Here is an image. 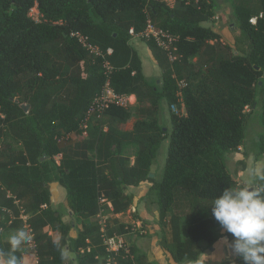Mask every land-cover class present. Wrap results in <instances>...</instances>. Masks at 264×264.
Instances as JSON below:
<instances>
[{
	"label": "trees",
	"instance_id": "16d2710c",
	"mask_svg": "<svg viewBox=\"0 0 264 264\" xmlns=\"http://www.w3.org/2000/svg\"><path fill=\"white\" fill-rule=\"evenodd\" d=\"M229 1L233 45L207 25L215 0H175L172 7L163 0H0L1 257L9 248L4 232L27 228L37 264H153L135 243L110 252L104 242L129 232L117 216L134 206L129 187L147 182L168 231L159 245L170 259L197 264L221 238L232 241L211 203L224 188L241 186L227 161L245 142L246 108L256 106L259 91L264 127V0ZM148 19L177 37L174 59L143 35ZM131 29L157 61L162 84L146 77ZM107 80L136 102L111 104L84 136L81 123ZM164 102L172 128L164 175L156 181L152 167L168 134ZM131 118L132 128H124ZM67 134L73 135L58 140ZM256 144L261 160L264 132ZM54 181L67 191L71 220L52 201ZM24 254L17 253L22 262ZM210 264L243 262L231 253Z\"/></svg>",
	"mask_w": 264,
	"mask_h": 264
},
{
	"label": "rangeland",
	"instance_id": "374dc122",
	"mask_svg": "<svg viewBox=\"0 0 264 264\" xmlns=\"http://www.w3.org/2000/svg\"><path fill=\"white\" fill-rule=\"evenodd\" d=\"M216 3V12L214 17L207 25L212 26L216 31L220 32L222 36V40L225 43L234 44V38L232 35L233 31V21L234 16L231 8V3L229 0H215ZM32 16L35 19H39V11L37 8H34L32 11ZM131 44L136 48L139 52L143 69L146 77L150 81H156L158 84H162V72L161 69L153 57L150 49L148 48L145 41L141 38V36H133L131 40ZM264 79V76H263ZM262 97L263 93L259 91L258 101L254 108L247 107L246 108V139L243 146L237 151L231 153L227 165L228 170L233 175V177L241 184H248L251 182H256L258 184V176L262 172L264 157H261V160H258L257 153L258 148L256 141L260 140V136L264 132V127L261 124V113H262ZM179 113H183V111L178 110ZM171 109L168 108L166 102H164L162 109V117H163V125L168 131L166 139L163 141L161 148L158 151V155L154 161V176L156 181H161L164 175L166 158L169 149V133L172 128L171 123ZM134 118H131L125 125L124 128H131L133 125ZM78 139L75 137V141ZM74 141V142H75ZM54 159L49 161L50 167L54 166ZM58 177V176H57ZM59 186V181H56ZM53 183V182H52ZM61 185V184H60ZM53 189V198L56 204V207L62 212L65 219L71 220L72 215L69 213V208L66 204V199L64 196H59L58 198V190H56V185H51ZM62 186V185H61ZM56 188V189H55ZM140 186L129 187V191H133L138 200L134 201L135 208L132 206L125 213L119 214L117 217L121 222H125L129 224L131 227L129 228V232L124 234V240L127 244V247L131 244L135 243L139 246V248L146 252L147 255H151L153 258H165L162 254L163 250L159 245V239L162 235L168 233L159 223V213L157 208V194L156 192L149 188L141 190ZM137 202V203H136ZM105 217L110 216L109 213H105ZM29 231L27 228H23ZM13 232H4L5 238H9ZM77 231L72 230L71 235H76ZM58 238V235H53ZM32 241L27 245L23 246L26 254L33 252L32 249ZM207 253V257L205 260L206 263L202 264H210L215 261L223 260L231 255V242L228 238H221L216 244H214L213 248H206L205 251ZM27 257V256H26ZM149 257V256H148Z\"/></svg>",
	"mask_w": 264,
	"mask_h": 264
},
{
	"label": "clouds",
	"instance_id": "9594fccd",
	"mask_svg": "<svg viewBox=\"0 0 264 264\" xmlns=\"http://www.w3.org/2000/svg\"><path fill=\"white\" fill-rule=\"evenodd\" d=\"M259 180L264 181V171ZM211 213L233 237L231 251L243 264H264V184L251 182L224 188L211 203ZM32 240L30 231L16 230L8 238L9 248L0 264H23L17 253Z\"/></svg>",
	"mask_w": 264,
	"mask_h": 264
},
{
	"label": "built area",
	"instance_id": "2783aa9c",
	"mask_svg": "<svg viewBox=\"0 0 264 264\" xmlns=\"http://www.w3.org/2000/svg\"><path fill=\"white\" fill-rule=\"evenodd\" d=\"M165 1L169 6H173L175 3V0H163ZM257 18L254 17L251 19V22L253 24H256ZM131 34L133 36H140V35H135L134 30L131 29ZM143 35L149 37V38H154L160 46L165 48L170 52V58L174 59L175 56L173 55L171 51V44L174 40H176L177 37L173 36L171 33L164 31L163 29L158 28L152 21L151 19H148L147 21V26L146 30L143 33ZM81 41L88 46L90 50L96 53H100V50L98 47L93 46L92 44H88L86 41V38L83 36H80ZM112 50L110 49L109 52ZM108 69H110V66L108 65ZM180 84H183V82H180ZM180 95V102L182 103V106H184L183 101H182V95L181 92L179 93ZM136 102V97L135 95H126V94H118L114 91V89L110 85V81L107 80L103 91L97 95L91 102L87 114L84 118V120L81 123V129H82V134L85 136L87 135L88 127L90 121H92L93 118H102L105 111L111 106V104H117L120 106H132ZM177 112L178 108H175ZM73 134H67L65 136L60 137L58 140L59 141H64L65 139H68L72 136ZM60 155L56 157V159H59ZM102 201H105V199H102ZM111 206V204L109 203ZM105 226L103 227L104 231ZM105 244L107 246V250L110 252H117L120 249L124 248L125 246V240L123 235H113V236H105ZM108 264H112L109 262Z\"/></svg>",
	"mask_w": 264,
	"mask_h": 264
},
{
	"label": "crops",
	"instance_id": "0c3cea01",
	"mask_svg": "<svg viewBox=\"0 0 264 264\" xmlns=\"http://www.w3.org/2000/svg\"><path fill=\"white\" fill-rule=\"evenodd\" d=\"M133 126V125H132ZM132 126H131V128H132ZM131 128H128V129H131ZM57 161H58V159H56ZM154 166H155V164L153 165V167H152V171H154ZM57 182L56 181H54L53 183H51V185H56V190H58V198H59V196H64V198L66 199V194H67V191H66V189L63 187V186H61L60 185V183H58L59 184V186L56 184ZM140 187H143V188H140L141 190H143V189H149L150 188V183L149 182H147V183H142L141 185H139ZM51 191H52V201H53V203H54V205H56V204H58V202L56 203L55 201H54V198H53V189H52V186H51ZM134 195H135V199H134V201L136 200H138V198H137V195L133 192V191H131ZM137 203V202H136ZM135 206H136V204L133 206L134 208H135ZM69 213H70V211H69ZM71 214V213H70ZM64 220H66L67 221V219H65V216H64ZM32 246V249L34 250V247H33V244L31 245ZM162 251V254L165 256V258H153V257H151V255H148L149 256V259H150V261L153 263V264H182V263H177V262H175V261H173L172 259H170V257L168 256V254H166V252L164 251V250H161ZM27 256V257H26ZM26 256H25V254H24V262H23V264H37V257H36V253H35V250L33 251V252H31L30 254H29V256H28V254H26ZM206 257H207V253L206 252H203L202 253V255H201V257H200V260L198 261V263L197 264H202V263H206L205 261H208L209 262V260H205L206 259ZM0 258H2L1 257V255H0Z\"/></svg>",
	"mask_w": 264,
	"mask_h": 264
},
{
	"label": "water",
	"instance_id": "95a60500",
	"mask_svg": "<svg viewBox=\"0 0 264 264\" xmlns=\"http://www.w3.org/2000/svg\"><path fill=\"white\" fill-rule=\"evenodd\" d=\"M24 109H25V110H28V106L25 105V106H24ZM151 175L153 176L154 174L152 173ZM211 248H213V247H211Z\"/></svg>",
	"mask_w": 264,
	"mask_h": 264
}]
</instances>
